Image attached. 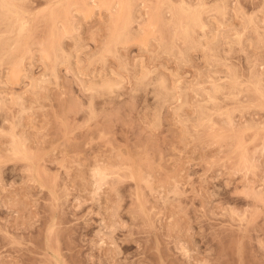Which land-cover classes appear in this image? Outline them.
<instances>
[{
	"label": "rangeland",
	"instance_id": "rangeland-1",
	"mask_svg": "<svg viewBox=\"0 0 264 264\" xmlns=\"http://www.w3.org/2000/svg\"><path fill=\"white\" fill-rule=\"evenodd\" d=\"M18 1L0 264H264V0ZM182 1L200 10L191 33ZM107 77L124 80L115 94L87 89Z\"/></svg>",
	"mask_w": 264,
	"mask_h": 264
},
{
	"label": "bare ground",
	"instance_id": "bare-ground-1",
	"mask_svg": "<svg viewBox=\"0 0 264 264\" xmlns=\"http://www.w3.org/2000/svg\"><path fill=\"white\" fill-rule=\"evenodd\" d=\"M16 1L18 0H0V16H1V23H2V31L0 30V64H2L3 62H7V63H12L14 60H15V55H14V51L22 45L23 43V35H24V32L26 30V27H27V19H26V14H25V10L23 7H21L22 3L18 4ZM186 1V0H185ZM185 1H182L181 2V11H183L184 13L186 12V15L187 18H189L187 21V26L185 27V30H184V33L186 34L189 30V33L190 32V27L191 26H194L195 24H202V19H200V16H199V11L198 12H195L197 11V9L195 8V6H193L196 10L194 11V8L190 5V3H187ZM19 2V1H18ZM120 3V2H118ZM120 5V4H119ZM24 6V5H23ZM199 9V8H198ZM181 14V13H180ZM179 15V14H178ZM124 17L123 15L122 16H117L116 19L117 20H122L121 18ZM180 18V16H179ZM202 18V17H201ZM131 19V18H130ZM121 22V21H120ZM128 22H129V19L128 20H124L123 22V26L119 25L118 27H122V29L120 30H117L118 33L116 35V38H115V35H114V38L115 40L114 41H118L119 43L122 41H128V39L130 38V35H131V29H129L128 27ZM61 23H64V22H61ZM117 23V22H115ZM131 24V23H130ZM205 24V22H204ZM65 25V23H64ZM70 25V23H69ZM203 25V24H202ZM201 25V26H202ZM60 27V26H59ZM68 28V26H67ZM195 28V27H194ZM134 33V32H133ZM190 35V34H189ZM188 35V36H189ZM132 36V35H131ZM240 37V35H239ZM51 38V37H50ZM49 38V40H50ZM53 40V39H52ZM48 41V39H47ZM46 43V42H45ZM49 43V42H48ZM54 42H52L53 44ZM49 45V44H47ZM46 45V46H47ZM54 45V44H53ZM51 45L53 47V51H58L57 49L59 47L58 46V43H57V48H54V46ZM62 47V46H61ZM22 48V47H21ZM46 48V47H45ZM48 48V47H47ZM46 48V49H47ZM52 50V49H51ZM63 50V49H62ZM47 52V50H45ZM52 51V52H53ZM61 51V50H60ZM59 51V52H60ZM49 52V50H48ZM18 53V52H16ZM55 53V52H54ZM57 57H60L59 55H57V53H55ZM76 54V53H75ZM54 55V54H53ZM68 55V54H67ZM71 55V54H70ZM77 55V54H76ZM55 56V57H56ZM56 57V58H57ZM71 57V56H69ZM63 60V59H62ZM70 62V61H69ZM142 65V64H141ZM57 66V65H56ZM56 68V67H55ZM141 69V68H140ZM146 69V68H145ZM143 70V69H142ZM54 71V70H53ZM57 71V70H56ZM145 71V70H144ZM147 71V70H146ZM149 71V70H148ZM80 72V71H79ZM142 72V71H141ZM154 71H152L151 73H153ZM53 73V72H52ZM78 73V72H77ZM146 73V72H145ZM113 74V73H112ZM147 74V73H146ZM56 75V74H55ZM110 75V74H109ZM57 76V75H56ZM116 76V75H115ZM155 76V75H154ZM105 77V76H104ZM47 79V78H46ZM45 79V80H46ZM92 79V78H90ZM141 79V78H140ZM49 80V79H48ZM94 81H92L89 85L87 84V89L90 90L93 94H98V95H109V94H113L114 92L116 93V90L117 89H120L122 84H123V78L122 79H115L114 78H110L108 79V77L106 79H102V78H98V79H94ZM139 81V80H138ZM142 81V80H141ZM153 81V84L155 85L153 88H155L154 90H156L155 94L157 96H166L168 97L169 94L171 93L170 91H173L174 88L169 89V87H167V84H166V79L164 77H157L155 79V77L151 80ZM38 82V81H37ZM140 83V82H139ZM152 83V82H151ZM84 86V85H83ZM38 87V86H37ZM217 87L215 86V89ZM220 88V87H219ZM218 90V89H217ZM153 91V90H152ZM119 92V91H118ZM114 93V94H115ZM93 96V95H92ZM170 96H172V94H170ZM19 98V97H18ZM172 98V97H171ZM212 98V97H211ZM160 99V98H159ZM93 103V102H92ZM91 103V104H92ZM159 103V102H158ZM203 108V107H202ZM93 109V107L91 108ZM11 147L9 148L10 149V152L14 155V156H19L22 157L21 155H24L25 156V151L23 149V147H21L19 145V143H17V141H13L11 143ZM12 155V156H13ZM11 156V157H12ZM101 164H96L94 167H93V174H94V178L96 177L97 180H101L103 181V178H105V169L102 167V165L100 166ZM107 168V167H106ZM101 181V182H102ZM96 182V181H95ZM99 182V181H98ZM96 182V184L98 183ZM99 184V183H98ZM99 187V186H98ZM114 232H111L110 233V237L113 241V243L116 245L117 242L116 240L114 239ZM104 241L101 242V244L103 243ZM116 248L118 250L117 254L119 255L120 253H122V249L119 247V245L117 244L116 245ZM185 248V247H184ZM183 248V249H184ZM188 249V248H187ZM186 249V250H187ZM185 250V249H184ZM191 251V250H190ZM58 252V251H57ZM186 253V252H185ZM188 255L190 256V253L189 251H187ZM55 258H56V264H62L61 261L59 260V257L58 255L54 254ZM115 257H113L114 259ZM114 264H123L122 262L116 260L114 262Z\"/></svg>",
	"mask_w": 264,
	"mask_h": 264
}]
</instances>
